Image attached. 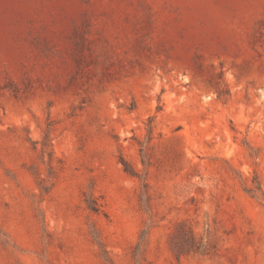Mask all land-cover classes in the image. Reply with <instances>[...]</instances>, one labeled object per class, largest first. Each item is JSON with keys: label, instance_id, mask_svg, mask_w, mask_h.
<instances>
[{"label": "rangeland", "instance_id": "374dc122", "mask_svg": "<svg viewBox=\"0 0 264 264\" xmlns=\"http://www.w3.org/2000/svg\"><path fill=\"white\" fill-rule=\"evenodd\" d=\"M0 264H264V0H0Z\"/></svg>", "mask_w": 264, "mask_h": 264}, {"label": "trees", "instance_id": "16d2710c", "mask_svg": "<svg viewBox=\"0 0 264 264\" xmlns=\"http://www.w3.org/2000/svg\"><path fill=\"white\" fill-rule=\"evenodd\" d=\"M124 165H125L126 170H129L130 165H128V163L126 161H124ZM182 251H183V249H182Z\"/></svg>", "mask_w": 264, "mask_h": 264}]
</instances>
